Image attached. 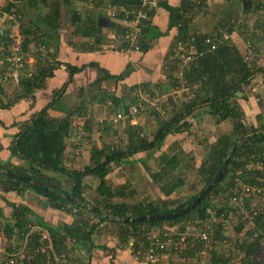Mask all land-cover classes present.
Wrapping results in <instances>:
<instances>
[{
    "label": "trees",
    "instance_id": "1",
    "mask_svg": "<svg viewBox=\"0 0 264 264\" xmlns=\"http://www.w3.org/2000/svg\"><path fill=\"white\" fill-rule=\"evenodd\" d=\"M41 1L50 7V10L44 15L45 22L49 28L56 30L59 25L65 23V20L62 19L61 8L58 4H49L47 0ZM78 1L83 3L86 9L84 11L83 8H73L72 16H70L71 23L78 25V32L86 31L88 35H93L94 31L99 34L102 30V26L96 21L93 7L99 8L108 4L113 15L118 19L133 17V11H148V7L142 4V0ZM38 2L39 0H29L33 7H36ZM226 2L237 8L241 4L240 0H227ZM7 5H14V1L10 0L4 6H0V9H8ZM208 6V0H201L199 4L195 0H181L179 4H171L169 0H158L157 5L152 10L149 9V19L143 22L142 34L135 44L128 43L121 38L123 47L131 45V48L134 49L137 45L139 50H148L152 46V39L163 35V32L155 30L153 17L160 8L165 9L169 12V32L172 28L176 30L173 42L165 55L164 67L168 78L167 82L171 80L174 68L181 61V56L187 54L192 56L187 63H184L181 73L191 86L195 87L196 84L197 87L189 98L184 96L186 102L182 105L172 95L168 96L160 108L152 105L150 101L142 100L137 95L134 98H128L131 103L124 102L125 104L120 106L123 108L122 112L129 113L133 105L144 101V108L139 112V115L145 116L144 119L140 117L139 123L128 125L129 127L125 129L127 139L120 141L117 147L112 146L106 149L94 144L91 161L87 165L78 169L66 167L64 159L66 143L63 137L69 133L72 122L67 116L59 120L51 117L49 109L65 93L68 84L54 92L52 100L46 107L20 124L19 132L14 136L9 149L25 164L15 166L13 169L0 164V168L47 181L58 190L25 182L1 172L0 188L16 193H21L25 188H31L47 197L54 208L66 209L75 219L71 225L63 224L53 227L42 221L31 220L30 215L33 213L25 206L12 205L15 222L14 224H0V234L4 232L10 239L16 233V229L27 234L29 226L26 224L36 222L42 228L49 229L48 233L51 238V247L47 246L45 248L47 253L41 254L38 251L43 248L42 234L41 232L31 233L29 235L31 240L23 242L20 246L21 248L26 245L28 251L23 259L18 260V264H59L55 260V256H61V259L68 260L70 252L78 246L85 245L88 249H92L93 235L98 224L101 221H111L102 216L104 210L115 215L125 216L180 210L212 181L226 158L230 160L222 178L191 210L170 218L133 222L118 221L120 237L124 242L133 239L134 251L140 252L139 250L143 251V249L149 248L154 236L152 230L159 228L160 231L157 235L167 242L166 249L161 250L159 256L168 260L172 259L173 264H191L198 259L200 260L197 263H201V258L205 254L209 256L211 264H229L233 257L237 258L240 255L242 264H264V191L254 195L243 191L246 186L264 189V171L256 167L257 162L264 163V138H262L264 136V121L263 124L261 123V131L253 130L247 121L243 106L238 101L239 94L244 92V87L251 85L259 72H264V67L259 64L257 56V48L260 43L255 42L259 33L264 35V20L263 23L256 20L253 28H250L248 24H240V33L249 38V47H242L238 42L231 40V37L224 38V34L231 35L234 32L231 25L234 23L230 22L235 15L234 9L230 10L233 12L226 14L225 18H218L210 32H190V21L199 15L208 13ZM238 11L247 16L249 9L242 7ZM83 13L86 14L83 15ZM14 16L15 20L12 21L19 23L20 32L19 35H13L10 30H7L0 40V59L4 58L5 62H8L7 59L12 51L9 45L17 44L20 54L25 59L26 55L30 53L37 54L45 58L47 64L31 68L30 62L25 61V66L22 69L24 72L21 73L20 81L16 84L13 79L6 81L0 79V107L2 108H10L21 100L34 101L35 90L41 87L47 78L54 75V69L59 65L50 52L51 44L46 38L47 32L42 31L40 26L24 20L23 13L15 5ZM213 17L216 20L214 15ZM120 27L123 26L120 24ZM258 27H260L259 30ZM216 39L220 41L218 46L214 50H210L211 42ZM95 42L99 43V39ZM192 49L194 50L191 51ZM51 59H54V62ZM90 65L96 66L95 63ZM66 67L69 71V83L73 75L82 71L86 66L67 65ZM29 72L32 73L31 76H28ZM0 76L2 77V74ZM119 77L123 78L124 75ZM174 78V86H176L180 78L177 75ZM107 79H110V75L105 71L98 79L97 84L99 83L101 86ZM150 83L144 82L143 85L148 86ZM8 84L15 86L14 91L11 92L6 87ZM159 85L162 86V83L160 82ZM162 91L165 90H158L159 96ZM149 97L153 96L149 94ZM240 97L245 98L246 95L241 94ZM122 98L117 94L113 95V99L118 102L116 107L123 103L125 98L124 100ZM166 108H171L172 115L169 117L163 114ZM197 113L203 114L202 117L209 119L213 126L228 120L230 127L211 143L200 165L196 166L194 159L193 163L188 160L184 162L182 158L187 157V150L178 141H175L169 146L172 153L162 152L157 160L160 168L151 170L150 164L147 162L151 157L161 152L168 135L188 131L193 125V117H197ZM149 122H151V126L148 125ZM92 123V118H87L83 129H81L82 132L85 129L87 133L92 134ZM115 126L119 128L118 125ZM113 127L114 124L103 121L99 126V139L115 136L114 134H117L119 130ZM246 138H250V140L245 141L232 152V146L237 141ZM140 154L143 156L139 157ZM138 161H141L146 171L150 172V178L153 179L152 186L155 187H151L149 190L152 189L153 192L158 193L159 197L156 200H152L148 195L137 200L135 199L138 193L137 189H130L127 184L117 187L108 178L109 173L116 169L124 170L130 166L133 167ZM194 167L197 174L188 182ZM50 172L64 175V180L70 183L71 188L63 185L62 181L51 175ZM85 178L99 180L96 189H93L96 192L93 205L97 208V212H92L80 204H74L57 193V191L67 192L87 201L84 195L85 187H87L83 183ZM233 187L240 188L239 196L243 194L240 205L242 208L232 202L233 192L229 190ZM117 197H121V200L113 201ZM91 215L98 221H93ZM221 215L224 218H230L231 224L234 226L233 230L231 229L235 236L233 242L228 241L230 238L224 233L231 224H225L220 219ZM194 227L196 232L190 231V234L184 235ZM202 232L207 233V240L201 238ZM182 236H184L183 239ZM180 240H182V244L177 243ZM44 241L48 242V240ZM227 244L234 246L238 254L234 255L231 247H227ZM204 249L206 252L202 254ZM9 251L11 253L12 248H9ZM48 252L52 258L54 257L50 261L46 260ZM63 254L64 256H62ZM173 256L178 259L175 260ZM157 262L160 261L157 259ZM0 264L10 263L7 262V258H4Z\"/></svg>",
    "mask_w": 264,
    "mask_h": 264
},
{
    "label": "crops",
    "instance_id": "2",
    "mask_svg": "<svg viewBox=\"0 0 264 264\" xmlns=\"http://www.w3.org/2000/svg\"><path fill=\"white\" fill-rule=\"evenodd\" d=\"M13 1L15 2V7L20 9L23 13L24 20L40 26L42 31L47 32L46 38L51 44L50 52L52 53V57L55 58V62L59 65L54 69V75L47 78L42 83L41 87L35 90L34 101L21 100L10 108L0 107V164L4 167L13 169L15 166L25 164L23 160L11 153L9 149L11 142L13 141L14 136L19 132L20 124L28 120L37 111L46 107V105L52 100L54 92L61 89L65 84H68L65 93L53 103L52 107L49 109V114L51 117L58 120L63 119L66 116L71 119L72 126L70 131L65 137H63L66 143L64 159L68 169L82 168L91 161L93 145L96 144L100 147L99 134L97 131L99 130V126H101L103 121H107L109 117L122 112L123 108L120 106L125 103H131L128 98H134L137 95L150 101L152 105L160 108L159 99L150 98L149 94H147L148 92L155 91L158 94L159 89H164L165 91H162L160 97L165 96L163 100L165 101L168 96H173V94L179 92H182L183 95L188 96L187 98H189L192 91L197 87L195 81V87L191 86L181 73L184 68V63H187L189 60L186 58L187 54L181 56V61L174 68L171 80L167 82L168 78L166 77L164 67L166 60L165 55L169 51L171 43L173 42L176 30L172 28L169 32V12L163 8H160L153 17V26L155 27V30L163 32V35L154 37L152 39V46L149 47L148 50L143 51L141 49H133L130 46L123 47L121 39L122 27L119 28V25L121 24L120 19L113 15V11L108 4H104V6L102 5L99 8L93 7L96 21L102 26V30L99 34H96V31H94L93 35H88L86 31L78 32V25L71 23L70 16H72L71 12L73 11V8L86 9L84 7L85 5L78 0H47L49 4L54 3V5H59L62 17H69L68 19H64L65 23L59 25L56 30L49 28L48 24L45 22L44 15L50 10L47 3L39 0L37 6L33 7L30 5L29 0ZM224 1L226 2V0ZM254 1L255 0H250L251 5L247 7V9H249L248 13L255 14L256 19L254 22L259 20V23H263L264 0H257L256 3ZM169 2L171 4H179L181 0H169ZM240 2L242 4L243 0H240ZM208 3V13L199 15L190 21V32H210L214 28L211 20L213 18L212 15L217 11L218 4L216 0H208ZM218 3L220 4L223 2ZM10 6L11 5H9L7 10H11ZM89 6L92 7V5ZM252 8H255V10H252ZM85 14L86 13H83V15ZM214 16L217 17L216 15ZM12 17L14 21L15 16ZM16 23L13 24L14 27L15 25L19 27V23ZM259 28L260 27H258V30ZM166 31L167 33H165ZM19 32L20 30L17 32L13 31V34L19 35ZM5 33H7L5 22L0 21V40ZM258 36L262 38L257 42L255 41L257 44L260 43L259 48H257V56L260 57L259 64L261 67H264V35L259 33ZM79 38V42H76ZM97 39H99V43L95 42ZM193 50L194 49L191 51ZM26 56V60L30 62L31 68L47 64L46 59L42 56L41 58L37 54L30 53ZM51 60L54 62V59ZM91 63H95L96 66H91ZM67 65L74 67L85 65L86 67L82 71L74 74L71 81L68 83L69 71L67 70ZM8 69H10V67L8 68V62H5L4 58L0 59V75L2 74L0 79L5 81V79H3L4 74L6 71L11 72V70ZM105 71L109 73L110 79L104 80L100 86L97 82ZM23 72L24 70L18 72L19 81L21 73ZM262 73L264 75V72H261V74ZM120 75H124V77L120 78ZM175 75L180 78V81H177L178 84L176 86H174L175 82L173 81ZM9 79L12 80L13 78L10 77ZM262 79L263 77L261 76L260 78L257 77L254 80L257 82V86L252 83L251 90H248V86L244 87V92L248 91V95L245 98L246 100L248 98L247 106L243 103L242 97H240L242 93L239 94L238 98V101L243 106L246 118L249 120L247 121L255 131H259L258 129L262 126L261 123L263 124L264 121V83ZM144 82L151 83L148 86H144ZM160 82L162 83V86L159 85ZM16 83L19 82H15V84ZM155 84H157V86H155ZM9 85L10 84L6 87ZM81 90H84V92ZM114 94L123 97V100L125 98L119 107H116L118 102L113 99ZM249 95H252V97H249ZM140 103H142L144 107L143 101H140L138 104ZM94 110L99 111L100 114L98 118L95 117ZM202 111L203 109L201 112ZM100 116H102V118H99ZM144 116L141 115L142 119H144ZM202 116L203 114L197 113V117H193V123L197 128L199 126L202 128L199 132L208 135V138L212 143L222 132H225L227 128L230 127V122L228 120L222 121L213 126L209 119L207 120ZM87 118H92V121L96 118L92 123V134L87 133L85 129L84 132H82V130L78 128L83 126ZM139 121L140 120H138V122ZM213 129L214 132L212 131ZM179 135L175 133L168 135L170 138H174L166 139L161 152H158L157 156L161 155L162 152H167L166 147L168 148L173 142L177 141L178 138H176V136L178 137ZM203 137L205 136L203 135ZM105 139L106 138H102L101 141L103 142ZM141 156H143V154L139 155V157ZM137 164L141 169H144L145 166L141 161H138ZM157 164L159 163L157 162ZM125 170L126 169H116L114 172L109 173V180L113 184L115 183V186L123 184L124 178H130L129 174L124 173ZM144 170L146 171V169ZM50 174L57 177V179H60L62 184L67 188H70V183H67L63 178L64 175L51 172ZM90 180H92V183ZM83 183L87 186L90 184L93 189H96L99 180L85 178ZM12 205L25 206L33 213L30 215L31 220L42 221L53 227L63 224L71 225L75 219L72 214L66 211V209L54 208L47 197L33 191L31 188H25L21 193H16L15 191L8 192L6 189L0 188V224H14L15 216L13 215ZM103 212L107 211L104 210ZM93 221L96 222L98 219L93 217ZM117 222L118 220H111L110 222L101 221L93 235L92 249H88L85 245L78 246L70 252V258L68 260L61 259V256H55L57 259L56 261H58L59 264H157V261L146 262V259L143 257L141 258L139 253L132 249L133 247L131 245H133V239H129L125 242L122 240L123 238L120 237L121 232L118 231V229L120 230V225H118ZM26 225L39 226L36 222L27 223ZM42 229L43 230H40L42 240H48V242H42L43 248L41 254H44L47 253L45 248H47V246L51 247V238L48 233L49 229ZM159 231V228H154L152 233L157 235ZM20 236L23 240L26 237V234L20 232L19 229H16V233L13 235L14 240L8 238V240L2 241L1 243L8 242L12 249L14 247L20 248V245L23 243L18 241ZM9 240H13V243L11 244ZM15 242H18L17 245ZM27 251L28 249H26L25 252ZM64 254L62 256H64ZM47 258L48 259L46 260L50 261L54 257L52 258L51 254L48 252Z\"/></svg>",
    "mask_w": 264,
    "mask_h": 264
},
{
    "label": "rangeland",
    "instance_id": "3",
    "mask_svg": "<svg viewBox=\"0 0 264 264\" xmlns=\"http://www.w3.org/2000/svg\"><path fill=\"white\" fill-rule=\"evenodd\" d=\"M8 1L7 0L6 1L5 0H0V2H1L0 6H2V5L4 6V4L8 3ZM216 2L218 4L217 5V11L213 15H216L219 19L220 18H225L226 14H228L229 12H233V11H230V10H233V9L235 10L233 12L235 15H234L233 19L230 20L231 23H234V24H231L232 27H233L234 32L231 33V38L230 39L233 40V41L238 42V44H240L242 47H246L247 46V42L249 41V38H247L246 35H244V36L241 35L239 26H240L241 23H243V24H248V26L250 28L251 27L253 28V24H254V21L256 19L255 14L248 13L247 16L242 15V13L240 11H238V10L242 9V7H243L242 4H239V8H237V7H234V5H231V3L225 2L224 0H216ZM218 2H223V3L219 4ZM254 2L256 3L257 0H255ZM14 5L10 6L11 10H7V9L1 10L0 9V21L1 22H5L7 30L9 31L11 29L12 34H13V31L17 32V31L20 30V27H18L17 25H15V27H14V25H13L14 23H11V22H13L12 21L13 19L9 20V17L14 16ZM8 8H9V6H8ZM252 10H255V8H252ZM4 14H7V15L5 16ZM10 14H11V16H10ZM213 15H212V17H213ZM217 17H216V20H215L214 17L211 20V23L213 24V26H215L214 24H216V22H217ZM68 18H69L68 16H66V17L63 16L62 17L63 20L64 19H68ZM13 27H14V29H13ZM79 40H80V38L77 39L76 42H79ZM258 59L260 60V57H258ZM261 72L258 73L257 77L258 78H260V76L263 77L262 81L264 83V75L261 74ZM252 83H254L257 86V82L256 81H254ZM251 85H249L247 87V88H249L248 90L252 89ZM8 89L12 92V90L14 91L15 86L11 84V85L8 86ZM152 92H154V94H152ZM152 92H148L147 94H151L153 96L152 99H159L160 106L164 102H166V101H163L165 96L160 97L155 91H152ZM242 94L246 95V97H247L248 91L247 92H242ZM184 96L185 95H183L182 92H179L177 94H173V98L175 100H177L181 105L186 102V98ZM249 97H252V95H249ZM141 98H142V100H145L143 97H141ZM245 98H242V99H243V103L247 106L248 105V102H247L248 98H247V100ZM145 101H148V100H145ZM263 106H264V103H263ZM99 114L100 113H99L98 110H94V115H95L96 118H98ZM110 114H112V113H110ZM163 114L166 115V117L171 116L172 115L171 108L164 109ZM146 115H148L147 112H146ZM140 117L141 116L138 115L137 116V120L138 119L140 120ZM99 118H102V116H100ZM95 119H93V121ZM148 125L151 126V122H149ZM118 127L119 128H117L115 125L113 127L114 129H118L119 130V132L117 134H114L115 136H113L111 138H106L105 141H103V142L101 141L102 139H99V145L101 147L106 148V149H108L109 147H112V146H116L117 147L118 143H120V141L122 142V141L127 139V135H126L125 129L129 127L128 124H127V127L124 126L123 124H119ZM78 128L79 129H83V126L78 127ZM201 129L202 128H200V126L197 128L194 125V123H193V125L190 127V129H188V131L182 132V133H177L178 135L181 134V135H179L180 137L176 136V138H178L177 141L179 142V144H181V146L187 150V155H186L187 157H184L182 159L184 160V162L187 161V160L192 162V160L194 159L196 166L201 164L203 156L205 155L208 147L212 143L211 140H209V138H208L209 136L208 135L199 132ZM258 130L261 131V128H259ZM97 131L99 132V130H97ZM203 135L205 137H203ZM168 138H170V137L168 136ZM173 138H170V139H173ZM170 139H169V142H170ZM166 151H169L170 154L172 153V151L169 149V147L168 148L166 147ZM159 158H160V155L157 156V154H156V156L154 155L153 157H151V159L148 160L147 163L150 164V169L151 170H154L156 168H160V165L157 164V160ZM144 169H145V167H144ZM144 169H141V167H139V165L137 163H135V165L133 167L132 166L128 167L124 171V173L129 174L130 178L129 179L128 178L127 179L124 178V183L123 184H127L128 188H130V189H134V188L137 189L138 193L135 196V199H137V200H141L145 195H148L151 199L156 200L157 197H159L158 193L157 192H153L152 189L149 190V188H151V187L154 188L155 187V186H152V180L153 179L151 180V178H150V175H149L150 172L149 171L146 172ZM196 174H197V170L194 167V170L191 173L188 182H190L193 178H195ZM90 182L92 183V180H90ZM67 183H68V181H67ZM123 184H118L116 186L120 187ZM143 187H144V189H143ZM146 191H148V192H146ZM84 195H85V197L87 199V202H89L90 204L93 205V202L95 201L94 197L96 196V192L93 190V187L90 184L87 187H85ZM120 198L121 197H117V198L113 199V201L117 202V201L121 200ZM91 217H93V216L91 215ZM233 227L234 226L231 224L224 231V233L227 236H229L230 240H228V241H230V242H233L232 240L235 239V236L233 235V232H232V230H233L232 228ZM194 229H195V227L194 228H190L188 230L189 233L185 232L184 235L190 234V231L194 233V231H195ZM191 235H192V233H191ZM183 237L184 236H182V239H183ZM11 239L14 240L13 237ZM13 240L12 241L9 240V242L12 244ZM25 240L24 239L22 240L21 236L18 238L19 242H25ZM44 240L45 239H43V241ZM230 242H228V243H230ZM15 243L17 245L18 242H15ZM169 243H171L170 240H169ZM177 243L178 244L179 243L182 244V240H180ZM20 246H22V245H20ZM131 246L133 247V245H131ZM227 247H231V250L233 251L234 255L238 254L236 248L234 246H232L231 244H227ZM9 248H12V247H10V244L8 242L0 243V260H3L4 258H7L8 253H10ZM23 248L24 247H21V248H19V250H21V249L24 250ZM139 251H140V253L138 252L139 255L145 259L146 258V254H145L146 250L143 249V251L142 250H139ZM173 258L175 260L178 259L176 256L175 257L173 256ZM157 259L160 261V262H157V264H173V262H171L172 259L168 260V259H165V257H160V256ZM157 259L154 260V261H157ZM201 259H202L201 263L200 262L197 263V261L200 260V259H198V260L195 261V263L191 262V264H211V261H209V256H206V254L203 255V258H201ZM241 260H242L241 255L238 256L237 258L233 257L229 264H242ZM145 261L149 262L147 260H145Z\"/></svg>",
    "mask_w": 264,
    "mask_h": 264
},
{
    "label": "built area",
    "instance_id": "4",
    "mask_svg": "<svg viewBox=\"0 0 264 264\" xmlns=\"http://www.w3.org/2000/svg\"><path fill=\"white\" fill-rule=\"evenodd\" d=\"M157 2H158V0H142V4L148 7V11H137V12L133 11V13H134L133 17L121 18L120 23L123 26L121 28V38H123L128 43L130 42L131 44L132 43L135 44L138 37L142 34L143 22L145 20L149 19V14H148L149 9L152 10V8L157 5ZM195 2L199 4L201 2V0H195ZM4 15L6 16L7 14H4ZM127 15H129V14H127ZM10 16H11V14H10ZM10 19H12V17H9V20ZM228 37L230 38L231 35L224 34V38H228ZM218 42H220L219 39H216V41L211 42V46L209 47L210 50H214L218 46ZM9 46H10L12 51L10 53V56L8 57V68L10 67V69H8V70H11V72L6 71V73L4 74V79H9L10 77H12L15 82H19L18 72L24 68L25 61L26 62H28V61L25 59V57L22 54H20L19 47L17 44H10ZM247 46L248 47L250 46L249 41L247 42ZM130 47H131V45H130ZM135 49L139 50V47L137 45H135ZM191 56L192 55H187L186 58L190 59ZM31 75H32V73L29 72L28 76H31ZM143 108L144 107H143L142 103L133 105L130 108L129 113L119 112L116 115L109 117L107 119V121H109V123L114 124V125L123 124L126 127H127V124L128 125L129 124H137L138 120H139V119L137 120V116L139 115V112ZM129 118H130V120L128 121ZM256 167L258 169L264 171V163L262 161L257 162ZM229 191L233 192V199H232L233 204L240 206L242 204L241 202H242V196H243V194H241V196H239L240 188L238 189L236 187H233V188H230ZM243 191L245 193H250V194L254 195V194H258L260 192H263L264 189L263 188H257L256 189L254 187L246 186V187H244ZM220 219L223 220L225 222V224H227V225L231 224V220L228 217L224 218L223 215H221ZM28 229L29 230L26 234L27 238L25 237V239L27 241L31 240L30 236H29L31 233L40 232V230H43L41 227H39L37 225H29ZM207 236H208L207 233L202 232L201 238L207 240V238H208ZM5 240H8V237L6 236V234L4 232H2L0 234V243L2 241H5ZM26 240H25V242H27ZM166 246H167V242L165 240L160 238L158 235H154L152 238L151 245L145 251V254H146L145 259L147 261L156 260L159 256V252L163 249H166ZM23 247H24L23 248L24 250L18 249V251H17V248L14 247L12 249V252L8 253V255H7V262H9L10 264H18V260L21 258L23 259L26 256V252H25L26 251V245ZM41 250H42V248L38 252H41ZM205 252H206V249L203 250L202 254H204ZM55 260H57L56 257H55ZM0 262H1V260H0ZM181 264H185V263H181Z\"/></svg>",
    "mask_w": 264,
    "mask_h": 264
},
{
    "label": "water",
    "instance_id": "5",
    "mask_svg": "<svg viewBox=\"0 0 264 264\" xmlns=\"http://www.w3.org/2000/svg\"><path fill=\"white\" fill-rule=\"evenodd\" d=\"M243 8L247 9L248 6L251 5L250 0H243L242 2ZM104 19V18H103ZM101 22V21H100ZM262 37H257V41H259V39ZM262 138H264V136H262ZM250 140V138H246V139H241L239 141H237L233 146H232V152L235 151V149L241 145L242 143H244L245 141ZM229 158H226L225 161L223 162L222 166L220 167L219 171L217 172V174L214 176V178L212 179V181L199 193L198 196H196L194 199H192L186 206H184L183 208H181L180 210L177 211H172V212H167V213H158V214H138V215H115L112 213H108V212H103L102 216L105 217L106 219L109 220H118V221H123V222H133V221H143V220H153V219H162V218H170V217H175L178 215H182L185 214L186 212H188L189 210H191L195 205H197L208 193L209 191L219 182V180L222 178L225 169L227 168V165L229 163ZM0 172L8 175V176H12L14 178H18L20 180H23L25 182H29V183H33L35 185L38 186H45L48 188H52L54 190H58L56 187L54 188L52 186V184L48 183L47 181L44 180H39V179H35V178H30L24 175H20L10 169H5V168H0ZM58 195L60 196H64L68 201L74 203V204H80L83 207L91 210L92 212H97V208L95 206H93L92 204H90L87 201L81 200L75 196H73L70 193L67 192H62V191H57Z\"/></svg>",
    "mask_w": 264,
    "mask_h": 264
},
{
    "label": "clouds",
    "instance_id": "6",
    "mask_svg": "<svg viewBox=\"0 0 264 264\" xmlns=\"http://www.w3.org/2000/svg\"><path fill=\"white\" fill-rule=\"evenodd\" d=\"M3 79H4V76H3ZM7 79H5V81H6ZM9 80V79H8Z\"/></svg>",
    "mask_w": 264,
    "mask_h": 264
}]
</instances>
